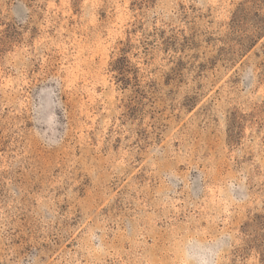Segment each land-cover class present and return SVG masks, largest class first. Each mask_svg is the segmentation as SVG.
<instances>
[{
	"label": "rangeland",
	"instance_id": "374dc122",
	"mask_svg": "<svg viewBox=\"0 0 264 264\" xmlns=\"http://www.w3.org/2000/svg\"><path fill=\"white\" fill-rule=\"evenodd\" d=\"M0 264H264V0H0Z\"/></svg>",
	"mask_w": 264,
	"mask_h": 264
}]
</instances>
